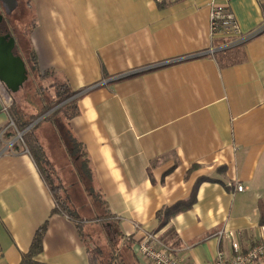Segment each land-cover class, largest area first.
Returning <instances> with one entry per match:
<instances>
[{
	"label": "crops",
	"instance_id": "crops-1",
	"mask_svg": "<svg viewBox=\"0 0 264 264\" xmlns=\"http://www.w3.org/2000/svg\"><path fill=\"white\" fill-rule=\"evenodd\" d=\"M29 2L38 69L54 70L85 92L70 128L86 149L92 188L121 240L132 244L120 264H151L134 250L144 232L158 235L181 264H212L218 251L230 254L228 232L241 248L258 240L264 0L229 1L242 33L259 30L233 46L210 35L211 0ZM12 94L0 82V264H19L46 220L37 261L88 264L72 221L52 212V194L33 159L7 140ZM41 126L40 141L84 208L62 142L51 124ZM186 201L190 206L161 225L164 208Z\"/></svg>",
	"mask_w": 264,
	"mask_h": 264
},
{
	"label": "trees",
	"instance_id": "trees-1",
	"mask_svg": "<svg viewBox=\"0 0 264 264\" xmlns=\"http://www.w3.org/2000/svg\"><path fill=\"white\" fill-rule=\"evenodd\" d=\"M25 4L32 10L29 0H25ZM32 20V25L28 30L27 40L29 45L25 52L26 56L24 60L26 65L29 64L31 69L36 73V77L41 83L50 81L54 92L53 95L47 92V99L40 97L42 106L36 113L22 112L17 109L15 101H12L7 108V112L13 125L9 126L10 130L7 136L14 135L16 131L23 132L22 143L33 159L48 190L52 194L54 200L52 212L63 213L72 221L80 240L85 246L88 264H120L126 262L127 255L125 253L128 248L131 249L132 244L129 245V241L121 240L123 236L115 226L112 228V231L116 234V239L113 245L109 243L110 247L108 249L90 244L93 236L86 231L87 227L90 225L104 227L105 223H107L106 225H110L113 215L109 212L106 201L102 198L100 192L94 190L91 186L92 170L90 160L83 143L74 136L70 128V119L77 114L78 99L85 92L70 89L64 77L60 79L54 78L56 77L55 75H58L54 70L48 69L41 72L38 69L36 56L29 40V33L36 26L34 14ZM40 89L44 90L45 88L41 86ZM42 115L44 116L31 128L25 130L29 124ZM43 123H49L53 126L64 146L68 160L76 176L77 184H79L85 196L83 202L84 208H78L80 206L75 204L76 195L73 193L74 191H71L70 186L63 182L61 175L56 173L54 164L46 155L44 146L36 131ZM190 204L191 202L186 201L164 208L165 217L161 225H164L170 216L185 210ZM259 224L264 225V198L260 206ZM46 227L47 220L35 231L28 250L21 254L19 264H41L37 261L36 257L42 251V239ZM254 264H264V256L256 260Z\"/></svg>",
	"mask_w": 264,
	"mask_h": 264
},
{
	"label": "built area",
	"instance_id": "built-area-1",
	"mask_svg": "<svg viewBox=\"0 0 264 264\" xmlns=\"http://www.w3.org/2000/svg\"><path fill=\"white\" fill-rule=\"evenodd\" d=\"M229 1L230 0H211L209 24L212 38L221 37L226 40L224 43L225 45L233 46L246 41L259 30L242 33L234 14L230 10ZM44 115L37 118L34 124ZM10 125H13L11 120ZM15 133L22 143L23 132L16 131ZM11 144L12 143H10V146ZM22 145L27 152L23 143ZM242 189L243 187L241 184L236 186V190L241 191ZM220 233L221 235L223 234V232ZM227 236L230 238L231 253L226 255L222 251H218L212 264H254L256 260L264 256V225H260V236L258 240L253 241L246 248H241L240 243L235 239L234 233L228 232ZM134 250L137 258L142 261L150 262L151 264H181L173 256L171 247L163 243L158 235L152 232H144L136 241Z\"/></svg>",
	"mask_w": 264,
	"mask_h": 264
},
{
	"label": "rangeland",
	"instance_id": "rangeland-1",
	"mask_svg": "<svg viewBox=\"0 0 264 264\" xmlns=\"http://www.w3.org/2000/svg\"><path fill=\"white\" fill-rule=\"evenodd\" d=\"M7 17L12 23L15 36L17 39L16 52H18L19 54L22 52L21 54L25 55V52L29 45L27 36H28V30L32 25L33 12L25 4V0H18L17 7L13 10L11 14L7 15ZM27 74L28 77L24 82L23 86L12 95L18 110L26 113H31V112L36 113L39 111L40 107L42 106L41 98L47 99L46 97L47 92L50 95H53L54 89L53 87H51L50 81L49 82L44 81L43 83H41L40 80L36 77V73L31 69L29 64L27 65ZM55 76L56 77L54 78L56 79H60L62 77L59 75H55ZM41 86H44L45 89L44 90L40 89ZM70 89L72 88L70 87ZM41 127L42 126L40 125L36 130L38 135ZM7 140H12L14 143H18L22 145L20 139L17 138L16 133L14 135L9 136ZM45 152L48 158L50 159V161L54 164L56 173L62 176L65 175V172L63 173L64 170L61 167H58V165L53 161L54 159L52 158V156H50L47 148L45 149ZM51 152L57 155L56 151L53 152L51 150ZM47 173L49 172L47 171ZM106 224L107 223L104 224V227L99 225H94V226L90 225L89 227H87L86 231L89 232L91 236H93V240H91L90 244L102 246L104 249H108L110 247V244L112 245L114 244L116 239V234L112 231V228H114V223H110V225H106Z\"/></svg>",
	"mask_w": 264,
	"mask_h": 264
},
{
	"label": "water",
	"instance_id": "water-1",
	"mask_svg": "<svg viewBox=\"0 0 264 264\" xmlns=\"http://www.w3.org/2000/svg\"><path fill=\"white\" fill-rule=\"evenodd\" d=\"M18 0H0V22L3 15H9L17 7ZM15 39L10 33L0 34V82L10 93L17 92L26 81L27 65L15 51ZM34 124L31 123L26 129Z\"/></svg>",
	"mask_w": 264,
	"mask_h": 264
},
{
	"label": "flooded vegetation",
	"instance_id": "flooded-vegetation-1",
	"mask_svg": "<svg viewBox=\"0 0 264 264\" xmlns=\"http://www.w3.org/2000/svg\"><path fill=\"white\" fill-rule=\"evenodd\" d=\"M0 12L2 13L1 7ZM10 33L15 39V43L17 45V39L15 36L14 28L12 26V23L8 19L7 15H3L2 20L0 22V34ZM15 51H17V48L15 46ZM18 53V52H17Z\"/></svg>",
	"mask_w": 264,
	"mask_h": 264
}]
</instances>
